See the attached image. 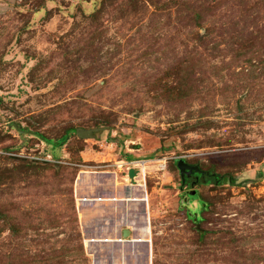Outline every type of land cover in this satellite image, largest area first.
<instances>
[{"label":"rangeland","instance_id":"1","mask_svg":"<svg viewBox=\"0 0 264 264\" xmlns=\"http://www.w3.org/2000/svg\"><path fill=\"white\" fill-rule=\"evenodd\" d=\"M104 172L147 199L134 264H264V0H0V264L118 251L76 201Z\"/></svg>","mask_w":264,"mask_h":264},{"label":"crops","instance_id":"2","mask_svg":"<svg viewBox=\"0 0 264 264\" xmlns=\"http://www.w3.org/2000/svg\"><path fill=\"white\" fill-rule=\"evenodd\" d=\"M80 177L82 180L79 186L76 185V193H78L76 201L79 215L82 211L87 219L86 225H83V221L80 220L85 240H96L101 242L99 244L103 242L106 245L121 246L118 251H108L104 261H100L101 264H134L138 260L139 253H131L122 249L130 243L125 245V243L116 241L123 239L125 230L130 231L131 240H136L139 236L138 222H145L143 219L147 208L141 189L139 186L125 184L123 186L122 183L119 184V179L115 175L107 172L93 174L87 180L83 175ZM78 196L82 200L81 205H79ZM84 199L102 200L83 202Z\"/></svg>","mask_w":264,"mask_h":264},{"label":"water","instance_id":"3","mask_svg":"<svg viewBox=\"0 0 264 264\" xmlns=\"http://www.w3.org/2000/svg\"><path fill=\"white\" fill-rule=\"evenodd\" d=\"M19 132L22 133V131H19ZM95 132H96V130H89V131L78 130L77 131V136L79 138H83V139H86V138H94V133ZM181 169H182L183 175L184 174L186 175V171H188V174H193L194 172H198V173L200 172L199 167L198 168L197 167H192V166H190L188 164L182 165ZM139 174H140V170L137 169V168H133V169H130L129 170L128 177H129V179H130V181H131V183L133 185H136L137 184L136 177ZM194 195H196V192L195 191H193L191 193V196H194ZM123 238L125 240H128V241L130 240V231L129 230H125L124 231ZM135 241H137V240H135ZM138 241H142V240H138Z\"/></svg>","mask_w":264,"mask_h":264},{"label":"flooded vegetation","instance_id":"4","mask_svg":"<svg viewBox=\"0 0 264 264\" xmlns=\"http://www.w3.org/2000/svg\"><path fill=\"white\" fill-rule=\"evenodd\" d=\"M192 167H194V165H191ZM200 169V168H199ZM187 176V175H186ZM188 178H191L192 180H194V184H193V187H194V185H196L197 184V182H202V180H203V183L205 182V181H207L206 180V178L207 179H210V180H214V181H216L217 179L215 178V176H213V174H211V173H209V172H203L201 169H200V172L198 173V172H194L193 174H191L190 176H188V177H186L185 179L187 180ZM185 187H187L186 186V182H185ZM192 187V188H193Z\"/></svg>","mask_w":264,"mask_h":264},{"label":"trees","instance_id":"5","mask_svg":"<svg viewBox=\"0 0 264 264\" xmlns=\"http://www.w3.org/2000/svg\"><path fill=\"white\" fill-rule=\"evenodd\" d=\"M68 134H69V132H68ZM36 136H38V137H40L41 139H42V141H44L46 144H48V145H50V146H52L53 145V141L52 140H50V139H48V138H46L45 136H43V135H41V134H35ZM191 166V165H190ZM213 176H215V175H213ZM215 178L217 179V176H215ZM202 210H204V206L202 207ZM1 217H5L7 220H9V222H12L13 220L11 219L10 220V218L8 217V216H5V214L3 213V212H1L0 211V218ZM190 218H192V219H195L196 221H200V218H194V216H190ZM194 221V220H193ZM11 231H12V233L13 234H15L17 231H18V228H16L15 227V225H12V227H11V229H10ZM203 235V234H202Z\"/></svg>","mask_w":264,"mask_h":264},{"label":"bare ground","instance_id":"6","mask_svg":"<svg viewBox=\"0 0 264 264\" xmlns=\"http://www.w3.org/2000/svg\"><path fill=\"white\" fill-rule=\"evenodd\" d=\"M152 164V163H151ZM146 166L147 165H144V164H142V167L140 168V169H142L143 171H144V174H145V171H146ZM145 200L147 201V199H146V197H145ZM103 201H105V200H103ZM149 220H148V224H149ZM146 228V227H145ZM138 233H139V231H138ZM136 240L138 241V240H142V241H139V242H137V243H147L148 244V241H150L149 240V238L147 239V240H145L144 238H143V236L139 233V236L136 238ZM93 242L92 243H94V244H99V243H101L100 241H94V240H92ZM146 241V242H145ZM116 242H118V241H116ZM134 243H136V241H133ZM130 244H132V243H130Z\"/></svg>","mask_w":264,"mask_h":264},{"label":"built area","instance_id":"7","mask_svg":"<svg viewBox=\"0 0 264 264\" xmlns=\"http://www.w3.org/2000/svg\"><path fill=\"white\" fill-rule=\"evenodd\" d=\"M140 170V169H139ZM141 172V171H140ZM102 199H84V201H89V202H92V201H101ZM134 200H137V199H134ZM95 241V240H94ZM119 243H134L133 241L135 240H125L124 238L123 239H119L117 240Z\"/></svg>","mask_w":264,"mask_h":264}]
</instances>
